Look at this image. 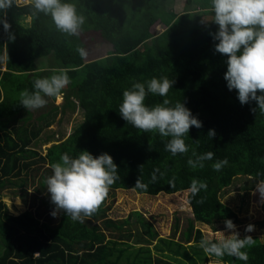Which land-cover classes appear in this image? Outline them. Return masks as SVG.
<instances>
[{
    "label": "trees",
    "instance_id": "16d2710c",
    "mask_svg": "<svg viewBox=\"0 0 264 264\" xmlns=\"http://www.w3.org/2000/svg\"><path fill=\"white\" fill-rule=\"evenodd\" d=\"M62 2L74 4L77 13L85 17L78 35L57 31L50 16H34L30 1L20 4L13 0L6 12L0 10V18L11 25L9 32L14 36L9 40V33L0 24V63L5 62L6 68L0 84V243L4 248L0 264H206L209 258L223 264H264V241L258 236H251L254 243L242 249L248 255L245 262L228 255H206L199 247L204 234L198 228L193 230L194 222L212 228L225 220L239 223L238 214L221 200L222 190L240 175L264 180V112L250 111L257 107L254 101L241 105L236 90L229 91L226 86L223 77L227 57L214 50L217 41L209 33H214L215 27L202 22V15L210 12V0H186L188 9L181 13L171 9L173 0ZM120 2L122 6H116ZM193 4L198 5L196 11L189 9ZM157 21L167 26L166 33L154 34L150 30ZM89 31L99 32L112 50L105 57L84 62L78 51H84L80 33ZM42 57L52 59L45 67L54 68L53 74L66 70L71 80L67 91L62 90L63 108L74 109L78 105L84 112L82 121L65 139L49 146L44 155L30 147L39 136L41 125L28 129V124H14L26 110L20 105V92L27 89L31 93L34 81L41 78L37 60ZM17 73L21 75L5 81ZM153 77H167L174 84L166 97L149 93L145 106L163 104L164 99L170 101L169 107L181 102L202 122L201 128H190L184 137L187 153L173 156L165 150L169 137L141 132L119 114L123 92L133 82L144 83ZM42 115L38 118L47 126L50 116ZM210 129L215 132L212 139L207 136ZM84 150L94 157L102 153L112 157L119 179L109 191L122 188L150 195L172 194L188 190L192 179L206 183V189L196 196L188 191L193 217L187 233L175 240V222L172 236L157 237L137 210L116 221L107 214V197L93 215L83 217V223L63 212L54 222L51 213L45 212L51 205L38 192L47 191L45 181L52 175L49 164L60 162L65 153L76 158ZM194 152H213L214 157L204 161L202 168H192L187 161L196 159ZM218 161L224 163L217 171L212 165ZM39 164H47L49 169L40 174L37 189L29 193L30 173L33 172L34 183ZM5 189L22 193L25 203L29 194L31 207L11 214L1 199ZM36 199L40 202L36 203ZM134 222H140L148 238L131 244ZM125 223L126 231L112 233ZM153 240L156 242L152 249L149 245L130 249L134 244H150Z\"/></svg>",
    "mask_w": 264,
    "mask_h": 264
},
{
    "label": "clouds",
    "instance_id": "9594fccd",
    "mask_svg": "<svg viewBox=\"0 0 264 264\" xmlns=\"http://www.w3.org/2000/svg\"><path fill=\"white\" fill-rule=\"evenodd\" d=\"M12 4L13 0H0V10L6 12ZM30 4L34 16L38 13L50 16L56 30L68 36L78 35L85 23V17L77 13L72 3L30 0ZM209 11L213 17L211 22L218 26L214 33H209L217 41L214 50L227 57V70L223 78L228 90H236L241 105L254 101L257 107L250 109L253 113L257 109L264 112V0H210ZM0 24L9 33V40H13L14 36L9 32L11 25L7 20L0 18ZM78 51L84 54L83 49ZM69 83L71 80L66 70H59L50 77L38 78L34 81L31 93L27 89L20 92V105L26 110L42 108L47 104L45 97H58ZM173 84L174 81L167 77H153L144 83L133 82L123 92L118 111L123 120L141 132H156L161 137H169L165 150L175 156L189 151L184 137L188 136L190 128H201L202 122L181 102L172 107L167 106L170 104L168 99L151 108L144 104L149 93L166 97ZM207 136L212 139L214 130L210 129ZM193 155L196 159L187 161L192 168H202L204 161L214 157L213 152L201 155L194 152ZM223 163L218 161L212 167L218 171ZM49 167L52 175L47 177L45 183L50 202L55 206L51 215L55 217L58 212H63L73 221L81 223L83 217H90L98 210L110 186L119 179L117 166L107 153L94 157L84 150L76 158L65 153L60 157V162L51 163ZM136 185L139 186L138 180ZM206 187V183L192 179L188 191L196 196ZM256 191L264 198V180L256 184ZM224 225L228 235L216 231L214 240L202 238L199 247L208 256L222 258L228 255L246 262L248 255L242 249L250 247L254 243L253 238L249 235L241 238L231 220H225ZM253 230L251 224L245 227V232Z\"/></svg>",
    "mask_w": 264,
    "mask_h": 264
},
{
    "label": "rangeland",
    "instance_id": "374dc122",
    "mask_svg": "<svg viewBox=\"0 0 264 264\" xmlns=\"http://www.w3.org/2000/svg\"><path fill=\"white\" fill-rule=\"evenodd\" d=\"M185 1L186 0H173L171 9L176 13L183 12V10L188 9L185 5ZM164 2H169V0H164ZM116 6L121 7L122 3L120 2ZM196 6L198 5H189V9L196 11ZM212 18V13L205 12L202 15V22L206 26H214L216 31L218 26L211 22ZM150 30L154 34H164L167 32V26L164 25V23L157 21L151 26ZM80 36L84 42V61L105 57L109 54L110 50H112L111 44L104 40L97 31L80 33ZM49 61H52V59L42 57L37 60V65L40 67L44 62L45 65L43 66L45 67L47 65L46 63ZM45 70L46 68L42 69L39 74L40 77H48V74L46 73L48 68L46 71ZM63 91L66 92L67 88ZM45 99L47 100V104L44 107L35 110H28L33 121V124L31 125H35L36 127L41 125L39 128L42 127L39 137L30 143V147L37 150L42 155L46 153V150L50 145L62 141L83 119L82 109L79 108L78 105H76L77 107L75 106L74 109L63 108V103L65 101L63 93L58 97H45ZM53 105L55 106V110L52 109ZM48 110H50V112L46 114L45 112ZM23 114L27 115L26 112ZM39 114H43V118L46 116L48 118L50 116L49 124L47 126L43 124V119L41 120L38 118ZM39 166L41 168L40 171L37 172L34 183L32 178L33 172L30 173V184L28 183L27 185L29 193L34 192L35 189H37L36 186L39 181L38 179L41 177L40 174L44 170L47 171V169H49L47 164H39ZM258 182L259 181L250 178L249 176H237L227 188L222 190L221 200L238 214L240 221L239 223L234 224L236 225V230L239 232L240 236H258L261 241H264V198H261L260 194L256 191V184ZM39 189H41V187H39ZM38 192L41 195L40 197L51 205V207L45 209V212L49 215L55 207L50 202V194L44 190ZM21 194L22 193L13 194L10 189L3 190L1 199L6 203L11 214H19L28 207H31L29 203L30 195L27 194V202L25 203ZM187 194L188 190L178 191L172 194L160 192L155 195L137 193L134 189L121 188L110 190L106 199V206L109 207L107 214L112 219L120 221L121 219L128 217L132 211H140L141 216L152 226L153 231L156 233L155 236L157 235V237L172 236L173 231L175 230L174 224L177 222L178 229L174 239L180 240V234L183 232L187 233L186 228L189 224V219H192L193 217L192 209L187 201ZM39 202L40 201L36 199V203ZM42 208L44 207L42 206ZM60 213L61 212H58L57 215L53 217L54 222L59 219ZM43 217L46 216L44 215ZM249 224L254 226V230L251 232H245V227ZM126 226V223L124 225L122 224L118 230H112V233L126 231V229H128ZM131 228L134 231V236L130 240L131 244H133V242L135 243V241H137L136 239L143 241V238H148V235L143 231L140 222H134ZM197 228L202 231L205 238L209 239L216 238V231H223L225 235L229 234L225 229L224 221L217 222L215 228H212L207 224L194 222L193 230ZM107 235L111 236V233H107ZM125 238L126 237H124V239ZM116 239L118 238L116 237ZM156 240H153V243H150L149 245L152 247ZM148 243L149 241H145V244ZM134 245L137 246V244ZM3 250L4 248L0 243V256L3 253ZM206 264L223 263L209 258L206 261Z\"/></svg>",
    "mask_w": 264,
    "mask_h": 264
},
{
    "label": "crops",
    "instance_id": "0c3cea01",
    "mask_svg": "<svg viewBox=\"0 0 264 264\" xmlns=\"http://www.w3.org/2000/svg\"><path fill=\"white\" fill-rule=\"evenodd\" d=\"M84 62H87V61H84ZM37 67H38V65H37ZM43 68H46V70H47V68H48V70L46 71V73L48 74V77H50L51 75H53V73L52 72H54V68H52V67H44L43 65H41L40 67H38L37 68V72L40 74V72L42 71V69ZM0 70H1V72H0V84H2L1 83V80L3 79V77H4V71L6 70V68H5V62H1L0 63ZM19 75H21L20 73H17L16 74V76L14 77V78H12L11 76L10 77H7L6 79H5V81H10V80H14L17 76H19ZM40 76V75H39ZM2 78V79H1ZM41 78H44V77H41ZM62 93V92H61ZM55 98V97H54ZM3 99V89L1 88V85H0V101ZM76 101V100H75ZM77 107V106H76ZM79 107V106H78ZM80 108V107H79ZM52 109H54L55 110V106L53 105L52 106ZM27 113V115H24L23 113ZM83 116H84V112H83V110H82V118H83ZM20 121V122H19ZM14 124H24V125H29L28 126V129H30V126H32L31 124H33V121H32V118L30 117V114H29V112H28V110H25V111H23V112H21L20 114H19V117L18 118H16L15 120H14ZM40 135V134H39ZM68 136V135H67ZM66 136V137H67ZM39 137V136H38ZM37 137V138H38ZM65 137V138H66ZM37 138H35V140L37 139ZM64 138V139H65ZM33 141V140H32ZM139 241V240H138ZM140 242H142V241H140ZM187 243H189V242H187ZM187 243H186V245H187ZM147 245H149V244H141V243H138L137 244V246H135V245H133L134 247H131L130 249L131 250H135V249H138L139 247H143V246H147ZM150 246V245H149ZM150 248L152 249V247L150 246ZM152 253H153V255H154V250H152Z\"/></svg>",
    "mask_w": 264,
    "mask_h": 264
},
{
    "label": "built area",
    "instance_id": "2783aa9c",
    "mask_svg": "<svg viewBox=\"0 0 264 264\" xmlns=\"http://www.w3.org/2000/svg\"><path fill=\"white\" fill-rule=\"evenodd\" d=\"M17 1L18 3L23 4V3H28L30 0H17Z\"/></svg>",
    "mask_w": 264,
    "mask_h": 264
}]
</instances>
